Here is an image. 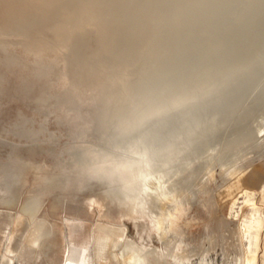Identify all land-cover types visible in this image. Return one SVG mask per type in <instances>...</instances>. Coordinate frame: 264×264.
<instances>
[{
	"label": "bare ground",
	"instance_id": "obj_1",
	"mask_svg": "<svg viewBox=\"0 0 264 264\" xmlns=\"http://www.w3.org/2000/svg\"><path fill=\"white\" fill-rule=\"evenodd\" d=\"M0 36L3 37V40H0V84L3 80L2 71L9 67L11 61L13 64L14 61L16 62L14 55L12 56L14 61L9 56H11L10 52L12 53L11 49L17 48L24 59V63H21L24 75L41 76L45 79L58 78L60 85L58 90L53 86L54 91L60 92L59 88L63 89L58 93L59 95L53 94L56 96L55 102L63 100V104L58 102L56 105H61L59 107L61 110L67 100L69 105H74L71 114L57 110L59 113L54 117L56 123L63 126L60 128V125L54 123L60 130L67 128V131L73 134L76 146L69 147L71 151L65 146L71 154L67 157L68 160H63L62 155L59 156L61 151L56 153L57 156L51 154L56 157L54 159L56 166L58 165L61 170L57 174L54 172L56 175L53 177L47 178L48 174H46L47 182L42 181L47 184L43 187L49 193L52 188L48 187L51 185L49 182L56 185V188L57 185L66 188L67 192L69 186L71 190L81 186L79 183L83 178L86 179L84 184L86 187L89 183L93 185L92 180H97L98 191L105 192L102 194H112L114 197L112 205L118 207V216H128L135 220L147 216L158 226L159 231L163 232V228L160 227L163 220L160 216L162 218L164 208H160V205L166 203L164 202L166 196L173 198V195L174 197L179 195L170 193L171 189H168L169 193L165 196L167 191L166 186L164 187L165 182L173 185L197 175L199 178L206 176V171L212 170L215 159L220 160L222 164V170L218 169L222 171L223 177L228 172L231 174L238 167V163L237 165L232 163L236 159L231 162V158H236V153L239 155L238 153L248 148H255L264 154L262 135L264 131V0H0ZM20 81L18 83L22 85ZM41 83L43 82L40 79L31 82L28 85L29 90L31 88L30 92H33L32 88L35 85ZM41 86H37L38 89L44 88ZM19 87L21 86L18 84L13 88H17L16 92H18L22 89ZM2 88L0 85V104L9 96L6 95L7 90L2 91ZM22 92L25 91L22 89ZM10 93L11 91L9 93L7 91V94ZM18 94L20 96L21 92H18L17 96ZM24 95L26 96V93ZM17 96L16 99H19ZM53 96L47 97L51 99ZM36 97L33 98L34 101ZM38 99L35 102L43 103V100ZM44 101L47 107V101ZM32 103L28 102L25 105L27 104L28 107ZM48 103L51 105V102ZM4 104H1L3 107L0 112L3 111L2 115L9 118L8 114L13 110L6 116L3 113L7 105L4 108ZM55 106L53 107L57 109ZM53 107L48 106L46 110L52 112ZM63 108H67V105ZM19 110H15V113L16 111L17 114L23 113ZM42 111L40 110V113ZM14 114H10L14 117L3 118V122L0 121V133H11L17 136L16 139L22 137L31 141L37 136L36 125L34 126L33 122L24 119L21 115ZM34 114L36 116L37 113ZM31 119L36 121L35 118ZM43 120L41 122L46 123L47 119ZM40 125L43 124L39 123L38 126ZM41 127L40 130H43L47 126L43 129ZM39 128L37 127L36 130ZM6 134H4L5 138L8 136H5ZM88 135H96L94 139H98V143L95 140L97 144L92 145L95 142L89 139L92 143L88 142L86 138ZM1 136L3 137L0 134ZM71 138L69 137L68 140ZM5 142L8 143L7 140ZM12 142L14 141L11 140L10 145ZM20 143L17 142V147L23 145L27 150H33L30 145ZM0 145L1 150L4 147L9 151L6 149L8 147L6 144ZM42 145L41 143V148ZM23 146L20 147L21 150L24 149ZM53 146L50 145L48 148ZM62 146L64 145L61 144L60 147ZM14 147L15 145L12 148ZM14 149L9 151L13 161L10 164L3 161L5 164L0 167V200L7 205L15 203L16 206L14 186L20 175H18L19 168L24 165L23 167H26L24 170L27 171L29 168L27 166L32 165V162L27 164L26 158L20 161V155L23 153L19 155L17 152L20 149L16 150V147ZM45 149H41L40 153L42 150H48L47 147ZM29 154L25 157H30ZM253 154L256 155L258 152ZM3 155L6 157L4 153ZM8 156L9 154L7 158ZM238 157L240 156H237V160ZM4 159L6 161V158ZM23 160L27 165L23 164ZM46 164V169H49L50 163L49 168ZM213 174L212 172L210 175ZM80 178L82 180L79 182ZM25 179L22 182H25ZM253 179V175L248 176L249 182ZM195 181L193 180V183ZM18 182L20 183L21 180L19 179ZM18 184L16 187L19 188L23 183L21 186H17ZM71 184L77 185L73 188ZM94 185L93 187L96 188L97 186ZM86 187L77 191L81 192ZM27 193L26 195L30 196ZM43 193L45 196V192ZM97 194L102 195L99 192ZM191 194L193 196V191ZM163 196L166 198L160 204V197L163 199ZM184 196L182 198H186L187 195ZM100 197L98 199L103 201ZM106 198L109 199L107 196ZM31 199L18 202L15 211L11 208L7 211L3 208L4 211L0 210V246L4 240L9 239L10 250L13 252L18 248L20 251L24 233L28 230V242L41 245L48 239L41 240L45 232H42L43 228L37 224L41 219V216L37 215L39 209L35 213L37 200ZM73 199L75 201L77 197ZM100 203L102 205L104 202ZM72 211L76 213V210ZM137 212L143 216H137ZM19 213L21 215L18 216ZM96 227L100 231L99 234L93 235L94 241L98 244L94 246L96 264H103L107 253L116 259V264H119L120 259L124 260V264H152L153 261L156 264H171L174 260L187 263L191 261L180 247L161 251L154 247L143 246L125 235V226L116 227L102 222ZM54 235L55 239L56 235L55 237ZM162 239L164 243L165 238ZM118 248L119 252H117ZM85 255L84 248L75 247L70 257V264H84ZM4 258L1 264H10L12 258L8 256ZM242 260L238 258L237 262ZM200 264L208 263L204 262L202 257ZM244 264L249 263L247 261Z\"/></svg>",
	"mask_w": 264,
	"mask_h": 264
},
{
	"label": "rangeland",
	"instance_id": "obj_2",
	"mask_svg": "<svg viewBox=\"0 0 264 264\" xmlns=\"http://www.w3.org/2000/svg\"><path fill=\"white\" fill-rule=\"evenodd\" d=\"M0 38H1L0 40H3V37L0 36ZM11 51H12V53L10 52L11 56H9L11 58V60L14 61L13 58H15V60L18 64L24 63V59L20 55L21 52L17 48H12ZM13 55H14V57L12 58ZM19 57H21V58H19ZM11 62L9 63V67L5 71L3 70L2 71L3 73L1 72L2 73L1 75L3 76V80H2L3 84L2 83L0 84L1 88L2 87L8 88V89L2 88V91L7 90L8 93L11 91V93H10L11 95L7 94V91H6V95H9V96L7 97L6 95H4L5 97H7V100L4 97L6 101L1 102V104L5 103L4 108H6L5 105H7V109H8V110L6 109L7 112H5L6 111L5 110L3 114H6V116H7V113H9L12 110L13 111L10 112V114H14L15 110L20 109L19 112L21 111L23 113L17 114L18 111H16V113H15L16 115H21L24 119L26 118V120L33 122V125L34 126L36 125L35 126L36 128L37 127L39 128L42 126L41 128L43 129V127L45 128V126H47L46 129H48V130L43 129L44 131L46 130L44 132L43 130H40V128H39V130L37 129L38 132H36L37 130L35 128V133L37 134V136H34L31 141H29L25 138H22V137H20V139L19 138L16 139L17 136L13 135L11 133H8V134L0 133L1 135H3V137L2 136L0 137V140H1L0 144H3L4 146L6 144V147L8 146L6 149H8L9 151H10V149H14L15 147H16V150L20 149L19 152L16 151L17 153H19V155L21 154V152L23 153L20 155V161H22L21 159L26 158L27 164L32 162L31 163L32 165L29 164L30 166L29 165L27 166V168L29 167L27 169L28 172L26 170H24V169H26V167H23L24 166L23 164H26V163H24L25 160H23V164L21 162V165H23V166L20 167L19 171H18V175L20 174L18 176L19 177L18 181L20 179L21 182L19 183L17 181L16 184L19 183L17 186H21V184L23 183L22 186L24 188L21 186L23 189L21 187H19L20 188L19 189L18 187H16V184L14 186L15 187L14 188V190H15L14 195L16 198L15 201L17 200L16 206H15V203L12 205H10V204L7 205V203L4 204L5 202L0 200V210L7 211L9 208H11L12 211H15L18 207V204H19L18 202H22L25 200L27 201L31 198H32L31 200H35V201L37 200L36 201L37 207L35 209V213L39 209L37 211V212H39L37 215L39 217L41 216V219L37 222V224L40 225L41 228H43L42 232H45V235L41 238V240L43 241V240H45V238H48V239L45 240L47 242L44 241L45 244H44V242H42L41 245L34 244L32 242H28V238H27V235H28L27 232L29 231L28 230L27 232L24 233L23 246L21 247V250L19 251V249L17 248L13 252L10 250L9 240H4L3 244L0 246V264L5 259L4 257H7V256L12 258L10 264H12V263L13 264H66L69 248L71 245L86 246L88 248V250L86 249V255H88V253H89L90 258H92V254H95L94 253V246L98 245V244H96L97 242L94 241L93 235L99 234L100 231L96 226H97V224L102 223V222L105 224H113L116 227L125 226V235L128 238H132L134 240H137L143 246H146L148 248L154 247L155 249L165 251L166 248H172V247L179 248L180 247V249H183V253L185 254V256H189L191 259V261L189 263L186 262L185 264H197V263L200 264L202 257H203V261L207 262L208 264H222V263L223 264H241V263L244 264L247 261H250L251 264H264V154H263V152H260L259 150H256L255 148H253V149L248 148L251 150L246 149V150L238 153L239 155H237V153H236V158L235 157L231 158V162L233 161V159L237 160V156H240V157H238L239 161L237 160V162H236V160H235L232 163H235L236 165L238 163L237 166L238 167L240 166L239 168L241 170L237 167L238 171L236 168L235 169L236 172L233 171V172H231V174H229L230 172H228L229 175L226 174L223 177L221 175L222 171H220V170H222V164L220 163V160L215 159L214 161L216 162V164L214 162L212 170L206 171L207 174H206V172H204V174H206V176H204V175L203 176L206 178H204L203 176H200V178H199V175H197L194 178L183 180L184 182L178 181V182H176V184H173V185H169L168 182H165L164 187L166 186L165 190L167 189V191L164 194L165 196H166V193L168 195L170 189H171L170 193H172V194L177 193L180 196L177 194H176L177 196H175V197L173 195V198H172V196L171 197L166 196L167 198L163 196V199H162L161 198L163 195L162 194L160 197L161 201H159V203L162 202V200L164 201V198H166L164 201L166 203L162 202L164 205L161 203H160L161 205L159 204L161 206L160 208H164L163 209L164 213H163V215L161 214L162 218L160 216V219L163 220V223H161L162 226H160L163 228V230H162L163 232L159 231L160 229L158 228V226L156 224H154L149 217L143 216V214H139L138 212L136 213V215L139 217H142V216L143 217L139 218L137 220H135L131 217H128V216H125V217H121V215L118 216V214H119L118 213V207H116L115 205H112V203H114L113 202L114 197L112 196V194H102L105 192L98 191L99 186L97 184H99V181H97V180H95V181L92 180V183H91L93 185L96 183L94 185L95 187L97 186L96 187L97 189H96L93 187V185H90V183L86 187V185H84V184H86L85 183L86 179L83 178V180H82L80 178L79 182L82 180L80 183L77 181H75V182H77V184L79 183V185H81L82 187L81 186H79V187L75 186L78 188V189L77 188L75 189L74 185H77V184H73V185L71 184V187L73 186L74 189L71 190L70 186L67 188L68 189L67 192L71 191V192H69V193H71L70 196H69V193H67L65 191L66 188L64 189V187L62 188V186L60 187L58 185L56 188V185H53L52 182H49V184L51 183V185H49L48 187L54 188L53 190L51 188V190H50L51 192L49 193V191H47V189L44 190V187H46L47 184L42 183V181L49 178V177L55 176L57 174V172H60L59 170H61L58 167V165L56 166L57 163H55L56 161L54 160L56 157H53V155L51 156V154H54V156H57L59 151H61L59 153V156L61 157V155H62L63 157H61V158L63 160H65V159H67V157H70V155H71L68 152V151H71L69 147L74 148L76 146L75 139H74L75 142L73 141V138H74L73 134L70 133V131H67V128H65V129L62 128L60 130L59 127L61 128L63 126L60 125L59 123H56V121L54 120V117L60 111L71 114L73 112L72 109H73L74 105H72V106L69 105L70 104L69 100H67V102H64V104L67 105V108H63V107H66V105H62V110L59 108V107H61V105H59V104L56 105V103H58L59 101L55 102L56 98L54 99V97H56V96L53 93H55L57 95L63 89V88H59L60 92L56 91V90H58V87H59L58 85H60L58 78L56 79V77H53V78L49 77V78L45 79L44 77L41 78V76L38 77V76L24 75V72L22 70V64L21 65L19 64L20 65L19 66L15 61H14L15 64H13ZM17 67L18 68L21 67V69H19L21 71H19ZM8 71H10V72L8 73ZM11 72H13V73H11ZM19 72H21V73L19 74ZM5 73L8 75H6ZM8 76H9V78H11L10 80H9ZM18 77H20V79ZM32 77L34 79H32ZM43 78H44V80H43ZM4 79L7 80V82ZM39 79L43 83H41L40 85L39 84L35 85L33 87L34 89L32 88L33 92L36 93L34 95L33 92L32 93L30 92L31 88L29 90L28 85L33 81H39ZM19 80H21L20 82L22 85H20V83H18ZM22 80H24V81H22ZM12 81H14V83ZM44 81H46V83H44ZM23 82H25L26 85ZM11 83H13V86ZM16 83H17V85H16ZM9 84H11L10 85L11 87L9 86ZM18 84H19V86H21V87H19V89L22 88L25 91V92H22V89H21V91H18V92H21L20 96H22L23 98L20 97L19 94L17 96V93H18V92H16L17 88H13L14 85L16 87V86H18ZM3 85H5V86H3ZM41 85L44 86V88ZM37 86L38 87L41 86L42 89L41 88L38 89ZM53 86L57 87L55 91H54L55 88H53ZM62 87H64V86H62ZM10 88H11V90H9ZM45 92H47V94ZM49 92H50V94H49ZM3 93H5V92H3ZM12 93H13V96H12ZM24 93H26V96L24 95ZM51 93L54 96L51 95ZM16 96L19 99H16ZM35 96H37L36 100L39 98L38 99L39 101H42L44 96H45L44 100H46V101L50 99V98L48 99L49 96H53V97H51V99L49 101H47V107H46V102L44 100L42 101L43 103L35 102L36 101V100L34 101ZM25 98L29 99V101L26 100ZM8 100H9V102H8ZM30 100L34 103V105H32L33 103ZM58 100H60V99H58ZM27 101L32 103L31 105L29 104L30 106H28V107L26 106L28 104ZM6 102L8 104H6ZM48 102H51V105H49L50 103H48ZM52 102L55 104H53ZM25 103H27V104L25 105ZM36 103H38L39 106L37 105V107H36ZM59 103L63 104V100H60ZM1 104H0V107H1L0 109H2V107H3V105H1ZM55 105L57 106V109L53 107ZM43 106H44V108H43ZM48 106H49V108H52V107L54 108V109H52V112L50 109H49L50 112L47 111ZM34 107H35V109H34ZM4 108H3V110H4ZM36 108H39V109H36ZM46 108H47V110H46ZM68 109H70L71 111H68ZM27 110L29 112H27ZM40 110H43L42 113H40ZM45 110H46V112H45ZM2 112L3 111L0 112V116H1L0 121L2 120V122L4 119H9V118L14 117L13 115L10 116V114H8L9 118H7L8 116L5 118V116L2 115ZM34 113L38 114V115L36 114L37 118H36ZM45 113H47V114H45ZM41 114L43 116H41ZM30 117L33 119L35 118L36 121L32 120ZM40 119H42V120L47 119V121H50V122L46 121V123L45 122L42 123L44 120L42 121ZM50 119H53L54 122H53V120H50ZM38 121H40V122H38ZM39 123L43 124L45 126H43V125L38 126ZM54 123H56L58 126L59 125L60 126L58 127ZM54 126H56V127H54ZM42 131H43V133H42ZM4 134H6L5 136L8 135L9 137L7 136V138H5ZM12 135H13V138L16 136L15 139L17 140L18 144L22 141L20 144H24V145L26 144V146L30 145L31 147H33V150L29 151L23 145H21V146H23V148L26 150H24V149L21 150L22 147L21 146L17 147L18 144H17L15 139L13 140V138L11 137ZM262 135L264 136V131L262 132ZM66 136H68V137H66ZM90 136H93V135L86 136L87 140L88 139L92 140V141L94 140L93 142H95V140H96V142L98 143V141H97L98 139H94V138H96V137H94L96 135H94L93 138H90ZM69 137L70 138L72 137L71 138L72 140L70 139L71 141L68 140ZM3 138H4V140H3ZM39 138H40V140H39ZM10 139L12 141H14V142H12L13 145L11 144L12 147L15 145L14 148L10 147L11 146L10 145V141H11ZM6 140L8 143L5 142ZM89 140H88V142L92 143V141H89ZM23 141H25L26 143H23ZM46 141H47V143H49V145L46 143ZM33 142H35V143H33ZM37 142H39V143H37ZM96 142L92 143V145L97 144ZM14 143H16L17 145ZM41 143L43 144L42 148L40 146ZM71 143H73V144H71ZM61 144L64 146L60 147ZM50 145H52V146L55 145V146H53L52 148L50 147V149H49L48 147ZM43 146H46L48 150L43 151L46 148V147L43 148ZM65 146L68 147L67 148V149H69L68 151L65 148ZM0 148H2L1 145H0ZM53 148H55V149L52 151ZM41 149H43L42 150L43 153L41 152L43 154L42 156L40 153ZM3 150H4V152H3ZM49 150L51 153L48 152ZM6 151L7 150H5L4 147L2 150L0 149V152L2 153V154L0 153L1 154L0 158H3V157L6 158V161L4 158L2 160L0 159V161H2V162L4 161L6 164H10V162L13 161L12 160L13 158L10 155L9 151H7V152ZM25 151H28V152H25ZM246 151L249 152V154H246L247 153ZM44 152H46V153H44ZM64 152L66 154L69 153V154H67L68 156L66 154H64ZM250 152H252V153H250ZM254 152H255V154L258 152V154L254 155L253 154ZM3 153L6 155V157L3 155ZM27 153L28 154L30 153L29 154L30 157H28V156L25 157L26 155H28ZM47 153H48V155H47ZM8 154H9V156L7 158ZM22 155H24V156H22ZM44 155H45V157H44ZM261 155H263V156H261ZM244 156H245V158H244ZM247 156H248V158H247ZM43 158L46 161H44ZM9 159H10V161H9ZM28 159H30L29 162H28ZM240 159H241V161H240ZM47 160H49L50 162ZM40 161L45 162V163H41ZM2 162L0 163V167H2V165L5 164L4 162L3 163ZM36 162H37V164H36ZM48 162L50 163L51 166L48 165L49 164ZM51 162H53V163H51ZM239 163H241V164H239ZM11 164H13V162ZM33 164L35 167H33ZM45 164L47 165V168H49V166H50V168L46 169ZM36 165H39V166L36 167ZM54 166H55V168L57 167V169H55ZM20 169H22V170H20ZM212 172L214 174L210 175V174H212ZM23 173L24 174L26 173L25 174L26 176ZM73 173H75V172H72V174ZM37 174L38 175L40 174V175L38 176ZM42 174H43V176H42ZM46 174H48L47 175L48 177L46 176ZM22 175L24 177H20ZM33 175H35V177H33ZM252 175L254 176V179L252 182H249L248 176H252ZM40 176H41V178H39ZM25 177H26V179H25ZM71 178L73 179V177H71ZM24 179H25V182H22V181H24ZM200 179L202 181H200ZM204 179H206V180H204ZM227 179H229V180H227ZM193 180L194 181L196 180L194 182L196 184L193 183ZM45 182H47V181L45 180ZM89 182H91V181H89ZM40 183H41V185H40ZM189 184H191V185L193 184L194 187H193V185L190 186ZM176 185H177V187H176ZM37 186H39V187H37ZM53 186H55V187H53ZM84 186L86 187L85 188L86 190L83 189V191H81L82 190L81 189L80 190L81 192L77 191L80 188H83ZM174 186H175V188H172ZM181 186L184 188H182ZM187 186H188V188H187ZM88 188H90V189L88 190ZM191 189H194V190H192L193 196L191 194L192 193ZM211 189H213V190L211 191ZM33 190H34V194H33ZM42 190H43V192H45V196H44V193L42 192ZM174 190H175V192H174ZM180 190H181V192H180ZM182 191L185 194L182 193ZM185 191H187V193L189 192V194H187ZM30 192H31V194H29ZM37 192H39L40 195ZM73 192H75V194ZM94 192H95V194H94ZM98 192L101 193L103 196L100 194H97ZM212 192H213V194H212ZM26 193L29 194L30 196H27ZM51 193H52V195H50ZM35 194H37V195H35ZM66 194L68 196H66ZM172 194H170V195H172ZM181 194L183 196L187 195L186 198H182L183 196ZM41 195H42V197H41ZM61 195L63 196L64 199L62 198ZM105 195L107 197H109V199L106 198ZM20 196H22V197L20 198ZM72 196L75 199L77 197L78 200L76 199L74 201ZM71 197H72V199H71ZM99 197H100V199L103 198V201L99 200L98 199ZM187 197H189V198H187ZM178 198H179V200H177ZM195 199H196V201H195ZM71 201L72 202L74 201V203H72ZM76 201H78V202H76ZM81 201L84 203V205H83V203L81 204ZM173 201H174V203H173ZM189 201H191V202L189 203ZM202 201H203V203H202ZM206 201H207V203H206ZM100 202H104L106 204L102 203V205H101ZM43 203H44V205H43ZM85 205L88 207H86ZM109 205H111V206H109ZM38 206H39V208H38ZM72 206L74 208H72ZM77 206H79V207H77ZM82 206H83V208H82ZM40 207H41V209H40ZM61 207H62V209H61ZM110 207H111V209H109ZM112 208H114L115 210ZM103 209H105L106 211ZM165 209H166V211H165ZM176 209L179 210L180 212L177 211ZM72 210H76V213H75V211H72ZM45 211H46V214H45ZM51 212H53V213H51ZM102 212H103V214H102ZM54 213H56V214H54ZM19 215H21V213H19L18 216ZM51 215H54V216H51ZM218 218H219V220H218ZM221 220H223V221L221 222ZM72 222H73V224H72ZM47 223H49V224H47ZM165 223H166V225H165ZM221 223H223V224L221 225ZM137 224H139V228L141 231L144 230L143 231L144 238H142V239L137 238V233H136L137 226H138ZM168 227H169V229H168ZM27 229H29V228H27ZM146 229L149 232L148 235L146 234V232H147ZM227 229L228 230L230 229L229 232H227L228 231ZM51 232H53L52 233L53 235L54 234L56 235L55 239L53 238V235L51 234ZM57 232L59 233L58 236H57V234H58ZM164 233H166V234H164ZM55 235H54V237H55ZM175 235H176V237H175ZM237 235H238V238H237ZM216 236H217V238H216ZM163 237L165 238L164 243H162ZM214 237H215V239H214ZM177 238L179 239L178 241H177ZM204 238H206V239H204ZM187 239H189V240H187ZM217 239H218V241H217ZM209 240H211V241H209ZM167 241H172V242L169 243ZM173 241H174V243H173ZM222 243H223V245H222ZM49 244H51L50 247H49ZM212 244H213V246H212ZM48 247H49V249H48ZM30 248L31 249L33 248V249L31 250ZM119 251L120 250L118 248L117 252H119ZM29 252H30V255H29ZM42 252L44 253V255ZM186 252H187V254H186ZM73 253H74V248H71L70 257ZM225 258H226V260H224ZM238 258L243 259L242 262L241 261L237 262ZM103 261H104L103 264H116V259L113 257H110L108 253L106 254V257ZM123 261L124 260L120 259L119 264H124ZM179 262H181V261L174 260V261H171V264H179Z\"/></svg>",
	"mask_w": 264,
	"mask_h": 264
},
{
	"label": "crops",
	"instance_id": "obj_3",
	"mask_svg": "<svg viewBox=\"0 0 264 264\" xmlns=\"http://www.w3.org/2000/svg\"><path fill=\"white\" fill-rule=\"evenodd\" d=\"M138 226H137V231H136V233H137V238L138 239H142V238H144V236H143V231H141L140 230V228H139V224H137ZM146 234L148 235L149 234V232H148V230L146 229ZM7 240H9V239H7ZM137 241V240H136ZM138 242V241H137ZM139 243V242H138ZM141 244V243H140ZM10 245H11V242H10V240H9V247H10ZM23 246V240H22V243H21V245H20V250H21V247ZM75 247H81V248H84V250H85V252H86V249L88 250V248L86 247V246H75V245H71L70 246V248H69V252H68V257H67V262H66V264H70V261H71V259H70V253H71V248H74L75 249ZM94 253H95V251H94ZM186 262H184V261H181V262H179V264H185ZM189 263V262H188ZM248 263L249 264H251L250 263V261H248ZM84 264H96V262H95V254H92V258H90V255H89V253H88V255H85V258H84ZM152 264H156L155 263V261H153L152 262Z\"/></svg>",
	"mask_w": 264,
	"mask_h": 264
}]
</instances>
